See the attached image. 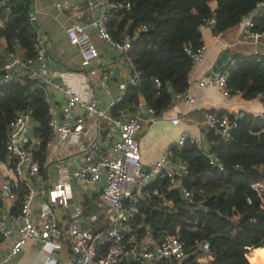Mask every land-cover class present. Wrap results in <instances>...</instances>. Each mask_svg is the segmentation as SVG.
I'll use <instances>...</instances> for the list:
<instances>
[{
	"label": "built area",
	"instance_id": "obj_1",
	"mask_svg": "<svg viewBox=\"0 0 264 264\" xmlns=\"http://www.w3.org/2000/svg\"><path fill=\"white\" fill-rule=\"evenodd\" d=\"M82 1L78 0L77 5L62 1L56 5V8L59 11L69 8L73 15L78 17ZM91 1L93 8L99 11L93 23L96 38L117 51L131 66L130 76L121 88L125 90L128 86L136 87L140 76L128 58L132 48V38L122 36V39L117 41L112 38L108 30L112 14L129 11L130 4L112 0ZM11 8L10 0H0V9L3 10V13H0V33L5 29ZM263 15L264 3H259L255 10L244 17L236 27L244 39L253 42L252 55L264 59V52L259 50L264 32H253L254 20ZM216 25L215 16L204 20L198 26L202 45L197 48L189 45L184 49L191 63L188 88L183 93H174L173 98L174 102H180L187 108L194 107L195 92L198 90L216 88L225 98L232 95L227 88L228 75L221 69L207 79H195L198 69L207 58V47L202 41V33L206 30L213 31ZM141 31H146V27L140 28L134 36L136 37ZM65 32L70 45L79 50L83 68L98 63L100 54L86 26L74 20ZM48 45V41L36 33L33 59H24L18 52H4L0 60V86L18 83L21 80L19 75H25V78L42 92L47 108L49 129V137L45 145L47 156L58 148L73 147L83 155V158L71 172L64 167L57 169L56 180L46 189L39 214L36 215L33 209L37 192L30 185L21 196L18 212H13L16 207L15 189L18 184L28 185L29 181L40 175L41 167L36 154L43 141L35 134L38 123L34 109L27 108L20 111L9 122L3 144L5 156L0 160V167L8 168L13 173L14 179L0 181V197L5 203L0 207V245L8 239L10 243L6 252L0 256V264H19L18 256L30 241H40L42 246L52 251L67 248L70 254L68 264H211L213 253L208 242L196 243L190 252L178 237L173 235L165 237L158 244L153 242L149 234L141 241L135 238L127 239L132 233L130 222L139 214L138 205L145 197L144 191L159 175L168 179V191L177 190L185 201L194 202V194L182 184V178L187 174V164L174 158L171 151L174 146L181 148L189 138L185 134L181 135L156 162L145 168L141 160L138 136L143 129L142 117H147V121L153 123L157 117L155 111L146 106L143 97L139 95L135 105L125 106L113 115L111 111L100 110L95 98H83L68 86L58 87V91L64 97V103L57 109L49 91L52 72L47 56ZM112 75V70L106 68L99 76L98 83L106 93H109ZM155 84L156 88L161 87L159 81L155 80ZM235 94L241 95L238 91ZM76 109L81 113L76 115L74 113ZM259 117L264 118V112ZM170 122L177 126L180 118L174 117ZM102 126L107 132V140L104 144L99 141V136L96 134L90 136L91 130L98 133ZM199 127L213 130L222 139L228 140L237 123L236 120L220 117L208 111L203 113ZM209 160L210 165L223 171V165L217 158L210 156ZM49 162L48 158L47 164ZM259 169L264 171V166L260 165ZM71 181L91 189L103 182L98 202V207L102 208L106 215L107 221L103 226L94 229L84 228L81 221L84 216L83 207L70 208ZM210 181L220 184L216 179ZM250 188L264 208V183H253ZM152 194L158 196V191L154 190ZM246 202L250 204L251 200L246 198ZM164 204L168 208L174 207L170 200H164ZM5 209L13 212L10 221L14 231L5 221ZM61 210L65 213L63 220L60 216ZM89 219L92 223L96 220L94 216ZM258 249H264V242L262 247L251 246L247 249L246 258L250 264H256L253 263L250 254ZM46 262L55 264L50 258L46 259Z\"/></svg>",
	"mask_w": 264,
	"mask_h": 264
},
{
	"label": "trees",
	"instance_id": "obj_2",
	"mask_svg": "<svg viewBox=\"0 0 264 264\" xmlns=\"http://www.w3.org/2000/svg\"><path fill=\"white\" fill-rule=\"evenodd\" d=\"M10 1L12 8L5 29L0 33V38L7 43L4 52H18L24 59H33L36 33L28 15L29 0ZM112 1L130 4L129 11L112 14L108 30L114 40L120 41L122 36L132 38L128 58L140 81L136 87L126 88L111 113L115 115L123 107L135 105L141 95L157 116L172 105L174 93H183L188 88L191 63L184 49L189 45L194 48L202 45L198 26L215 16L217 25L213 34H221L236 27L257 4L264 3V0H194L196 14L177 20L167 18L157 5L147 8L150 0ZM212 3L215 7L211 10ZM0 13L3 10L0 9ZM142 27H146V31L135 37ZM253 32H264V15L254 20ZM221 70L228 75L227 88L232 94L238 91L246 100L260 97L264 101L262 57L233 55ZM19 76L18 83L0 86V160L5 156L3 144L7 125L17 113L32 108L38 123L35 134L43 141L36 154L41 173L48 161L45 146L49 137L47 108L42 92L25 75ZM155 80L161 83L160 88H156ZM218 116L236 120L237 127L230 139L224 140L213 130H205L206 148L200 149L191 139L181 148H171L173 157L187 164L182 184L194 194V202L185 201L177 190L168 191V179L159 175L144 191L145 197L138 205L139 214L130 222L132 233L128 240L141 241L149 234L158 244L173 235L190 252L196 243L208 242L213 253L211 264H250L246 258L247 249L262 247L264 242V208L250 188L253 183H264V171L259 169L260 165L264 166V118L251 114ZM210 156L218 159L223 171L210 165ZM211 179L233 188V198L227 199L222 192L205 198L198 196L195 190ZM26 190V183L18 184L13 212H18ZM154 190L158 191V196L152 194ZM246 198L251 200L250 204ZM164 200L172 201L174 207H166ZM258 251L264 254V249Z\"/></svg>",
	"mask_w": 264,
	"mask_h": 264
},
{
	"label": "crops",
	"instance_id": "obj_3",
	"mask_svg": "<svg viewBox=\"0 0 264 264\" xmlns=\"http://www.w3.org/2000/svg\"><path fill=\"white\" fill-rule=\"evenodd\" d=\"M62 1H68L71 5L78 4V0L28 1V15L36 29V33L49 43L47 56L52 72V84L49 91L54 105L59 109L64 103V97L58 91V87L68 86L82 95L83 98H95L100 110L110 112L112 107L124 96L126 89L123 90L121 86L130 76L131 66L117 51L96 38L93 23L96 21L99 11L93 8L91 0H83L80 3L81 9L78 17L74 16L69 8L59 11L56 5ZM154 5L161 7L167 18L177 20L183 16H194L197 11V4L194 0H150L146 6L148 8ZM214 7V3L209 5L210 9H214ZM74 20H78L79 23L88 28L100 54L98 63L95 62L88 68H83L79 50L70 45L66 36V28ZM202 41L207 47V58L205 63L198 69L195 79L212 77L216 65H220L221 68L225 65L222 60L223 55H227L229 62L233 55H252L254 52L253 42L244 39L237 27L228 28L218 35H214L212 30H206L202 33ZM6 47L5 39L0 38V60ZM259 50L264 52V39L261 41ZM106 68H110L113 73L109 93H106L98 83L100 74ZM195 97L194 107L187 108L180 102H173L168 109L156 117L153 123L148 122L147 117L143 116L145 119L142 118L143 129L138 136V142L141 160L145 168L156 162L184 134L194 141L200 149L206 148V131L199 127L204 112L227 113L234 116L240 114L259 116L264 112V101L260 97L246 100L242 95L232 94L230 97L225 98L216 88L198 90L195 92ZM74 113L78 115L81 111L76 109ZM174 117L180 118V123L177 126L172 125L170 122ZM93 134L99 136V141L103 142L102 144L106 142L107 132L105 127L102 126L98 133L91 130L90 136L92 137ZM48 158L50 162L39 177L29 181L28 185L26 183V189L30 185L37 192L33 205L36 215L40 212L46 189L56 180L57 169L64 167L70 172L73 171L75 165L82 160L83 155L73 147H62L55 152H50ZM13 179V173L8 168L0 167V181ZM209 185L212 187H208ZM102 187L103 182L93 189L81 186L75 181L70 182V208L83 207L84 216L81 221L86 229L98 228L107 221L104 210L98 207ZM219 192L225 193L229 200L234 196V189L223 182L219 184L215 181H208L203 184L202 188L195 190L198 196L204 198ZM0 201H2L0 207H3L5 203L1 197ZM11 214V211L4 210L5 221L8 227L14 231L10 221ZM64 215V211L61 210L62 220L65 218ZM92 216L96 218L94 223L90 222L89 219ZM9 243L10 239L2 242L0 256L6 252ZM258 250L253 251L250 256L252 257L256 252L252 257V261L256 264H262L264 254ZM48 258L53 260L55 264H68L70 254L68 249L64 247L59 251H52L42 246L40 241H30L19 254L18 263L49 264L46 262Z\"/></svg>",
	"mask_w": 264,
	"mask_h": 264
},
{
	"label": "water",
	"instance_id": "obj_4",
	"mask_svg": "<svg viewBox=\"0 0 264 264\" xmlns=\"http://www.w3.org/2000/svg\"><path fill=\"white\" fill-rule=\"evenodd\" d=\"M222 60H223V62H224L225 64L228 63L227 55H223V56H222ZM220 68H221L220 65H216V66L214 67V69H213L214 73L217 72ZM142 118L145 119L144 117H142Z\"/></svg>",
	"mask_w": 264,
	"mask_h": 264
},
{
	"label": "bare ground",
	"instance_id": "obj_5",
	"mask_svg": "<svg viewBox=\"0 0 264 264\" xmlns=\"http://www.w3.org/2000/svg\"><path fill=\"white\" fill-rule=\"evenodd\" d=\"M255 253H256V252H255ZM255 253L253 254V256L255 255ZM253 256H252V257H253ZM252 257H251V259H252Z\"/></svg>",
	"mask_w": 264,
	"mask_h": 264
}]
</instances>
